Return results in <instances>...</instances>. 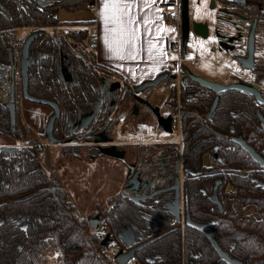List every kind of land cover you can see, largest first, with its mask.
Masks as SVG:
<instances>
[{"label": "trees", "instance_id": "16d2710c", "mask_svg": "<svg viewBox=\"0 0 264 264\" xmlns=\"http://www.w3.org/2000/svg\"><path fill=\"white\" fill-rule=\"evenodd\" d=\"M45 2L46 6L40 4ZM93 0H0V28L23 26L95 25V20L64 21L59 13L86 9ZM89 29L79 30L84 56L75 59L79 67L77 84H98L103 72H112L96 62L94 51L86 47ZM30 46L33 57L29 69L28 92L55 102L56 70L63 51L79 45L69 37L59 38L38 31ZM81 51V52H82ZM0 59L6 50L0 40ZM258 66L257 82L264 83V65ZM260 67V68H259ZM184 73L185 69L182 70ZM170 73H176L171 71ZM180 99L185 168L189 177L183 187L185 211L191 219L206 223L207 231L232 258L245 264H264V168L231 138V126L264 156V108L246 92L229 90L220 94L214 117H206L214 94L188 81ZM26 101V100H25ZM172 102L176 105V99ZM15 121L8 105L0 101V135L25 141L13 153L0 147V264H52L49 256L58 251V264H119L110 250L123 248L118 233L133 227L139 249L132 262L138 264H228L212 246L205 233L181 224L164 205H138L124 200L102 208L101 226L94 230L85 216H78L53 166L46 165L40 139H35L21 123L19 104ZM177 108V105H176ZM70 111V107L66 106ZM178 110V108H177ZM53 115V109L52 113ZM50 115V116H51ZM48 121V120H47ZM41 137H45V131ZM219 146L220 162L214 151ZM214 163H208L205 157ZM220 182L221 211L209 198ZM150 203V202H149ZM26 226V228H24ZM108 231L109 248L101 246ZM155 258L151 263L148 259Z\"/></svg>", "mask_w": 264, "mask_h": 264}, {"label": "flooded vegetation", "instance_id": "af4514ba", "mask_svg": "<svg viewBox=\"0 0 264 264\" xmlns=\"http://www.w3.org/2000/svg\"><path fill=\"white\" fill-rule=\"evenodd\" d=\"M178 1L181 4V0ZM210 2L213 6L217 3L226 5V9L220 11L219 13L220 16L219 25L217 27V36L220 43V49H222L221 42L229 44V49L227 51L228 54H238V58L248 56L250 45L249 38L253 29L252 27L255 25V51L253 54L254 64L252 68L242 67L253 71L255 77L254 79H247L245 76L241 77L235 75L234 73H232V75L238 77V79L233 82H246L253 85L261 91V94L264 97V83L257 82L258 75L256 72L258 66L262 68V65H264V56L262 55L256 57L257 50L263 52L261 50V46L264 45V38H259V36H264V0H210ZM68 26L70 27L67 30V33L63 34L59 38L69 37L74 39L76 43H78L79 47H71V44L68 43V49L63 51V54L65 55L60 57V66H58L56 70L57 79L55 86V102L60 107V114L59 117L56 118L54 125V136L58 139V143H56V145L58 147V157L62 170L61 176L64 180L63 186L64 190L68 194V199L75 204L73 196L75 199L80 200L87 199L89 197L88 195L92 194L90 193L92 190L89 186L85 187V189L80 187L81 190H83V196H80L77 192H75V196V194L70 192L71 188L68 190L70 187L68 186V183L69 185L72 184L73 181L76 183V175L73 169L74 167L77 166L79 170H82V167L86 165L92 166L96 162L102 163L104 161H113L114 163L116 162L123 166L124 179L121 186L118 185L119 189H117L113 194L105 197V200L108 203H114L116 200H124L138 205H151L152 203L160 204L161 202V204L164 205L168 211L166 204L173 202L176 196L179 195V205L182 219L180 223H186V205L183 187L185 185V181L190 176V173L189 170H186L184 161V142L179 109L181 106L180 100H176L177 110L176 105L172 102L173 98H171L168 103L173 112L168 115H162L159 107H157L161 116L164 118H173L171 132L160 129L159 119L157 118L158 129L162 132L171 134L177 119L176 117L179 116L181 132V138L179 141H141L139 140L136 132H132L128 136L118 128V125L125 122L133 115L138 114L140 106L148 103L144 94L150 95L154 90V87H148L142 92L137 93L138 87L145 81H142V83H134L128 79L126 80L125 78L118 76V74L114 72H103L100 76L101 81L99 80L98 84H77L79 67L77 66L75 59L79 57V53L81 58L84 54L79 35L76 33L79 30L87 29V25L70 24ZM225 26H234L236 33H230V31L224 29ZM182 70L183 64L180 65L179 71L176 73H170L171 71L168 72L170 77L177 74L176 79L179 78L180 80L181 92H183V86L185 83L193 81L188 78L185 82H183V78L186 73ZM178 73L181 74V77ZM174 80L167 79L164 81V84L171 86ZM198 86L202 85L198 84ZM209 91L212 92L215 97L217 96L216 92L211 90ZM252 97L256 100L254 96ZM256 102L264 108L263 104L257 100ZM148 104L146 105L148 106ZM66 106L70 107V111L66 110ZM210 109L207 111L206 117ZM150 110L152 112L151 108ZM215 111L213 115L215 114ZM54 113L55 111H53V114ZM259 113L260 111L258 112V115ZM89 114H93V117L90 122L87 123L88 121L86 118L84 120L83 117ZM152 114L154 115L153 112ZM260 114L263 115L262 113ZM154 117L156 118L155 115ZM231 130L232 142L236 145V147L241 148V145H239L236 141L241 135L236 134L234 125L231 126ZM46 139L47 136L45 135L44 140L46 141ZM96 139H101V141L97 142ZM243 140L247 142L246 139L243 138ZM247 144L249 143L247 142ZM47 145L51 146L49 141ZM44 146L45 144L43 143L40 148L43 150ZM109 151H112L113 154L109 155ZM216 151L218 152V155H216ZM214 154L217 160L220 162L223 161L219 156V146L215 149ZM205 160L209 164H216L208 156L205 157ZM74 176L75 179H73ZM220 182H222L221 179L214 186L215 190L210 195V199L217 191V195L220 200ZM76 187H78L77 183ZM96 215L101 216L98 212L95 213L94 216ZM107 233L109 232L106 231L105 234ZM112 238L113 237L111 236V242ZM140 244L141 243H139V239L137 238V243L135 245ZM119 249L129 251L130 248H127L124 244V247Z\"/></svg>", "mask_w": 264, "mask_h": 264}, {"label": "rangeland", "instance_id": "374dc122", "mask_svg": "<svg viewBox=\"0 0 264 264\" xmlns=\"http://www.w3.org/2000/svg\"><path fill=\"white\" fill-rule=\"evenodd\" d=\"M189 1V15L191 22L207 24L209 33L207 36H202L199 34L196 35L193 30L190 31L186 44L184 45L182 43V56L183 58L190 59L185 61L183 64V69H185V71L188 69L191 73H194L198 76L201 75L207 80L213 82L216 81L223 85H228L229 83H232L234 80L238 79V77L235 75L241 77L245 76L247 79H254L255 75L253 71L247 68H242L241 63L238 60V54H228L227 51L220 50V43L217 36V27L219 25V13L220 11L226 9V5L217 3L215 6H213L210 0ZM87 12L88 11L83 12V10H81V15L79 17L82 16V19H84L87 16ZM63 17L65 18V16ZM170 26L171 22H166L168 42L174 38V34L170 31ZM87 29L90 30V37L86 41V47L90 51H94L93 39L95 38L96 33L92 26L88 27ZM224 29L230 31L232 34L236 33L234 26H225ZM24 33L25 31L21 30L17 32V35L21 38L24 37ZM259 38L262 39L264 36H259ZM261 50L264 52V45L261 46ZM263 52L257 50L256 57L262 55L264 56ZM170 58L176 60L175 53H171L169 59ZM193 60H196L198 63L196 64ZM232 73L235 75L233 76ZM153 89L154 90L150 95L144 94V96L147 98L146 101H148V103L151 104L153 108L159 107L162 115L171 114L173 110L170 109L168 102L171 100V98H175L177 101H179L181 97L179 78L174 80L171 86L162 82ZM27 102H30L35 106H39L40 108L46 107L50 110L52 109V107L42 103L38 104L29 100H27ZM41 112L42 110L36 109L33 111V114L40 115ZM23 115L24 121L28 122L29 118L25 108ZM176 118L177 119L172 133L168 134L162 132L158 129V120L154 117L150 108L146 104H142L138 114L128 118V120L118 125V128L128 136L132 132H136V134H138L139 140L141 141H179L181 138L180 118L179 116ZM40 141L45 144L42 151L46 157V165L49 167H54L60 180H62V183L64 184V180L61 176L62 170L58 157L57 145L48 146V139L45 141L43 137H40ZM73 169L76 175V183L78 187H76V183L73 181V183L70 185L68 183V186H70L68 190L71 188L70 192L73 194L77 192V194L80 196L84 195L81 188L85 189V187L89 186L92 190L90 192L92 194L88 195L89 197L87 199L77 200L73 196L76 212H80V217L85 216L88 218L89 215L94 216L95 213L101 211L102 208L109 207L110 204L105 200V197L107 195L113 194L117 189H119V186H121L124 179L123 166L116 162L114 163L113 161H104L102 163L96 162L92 166L86 165L82 167V170H79L77 166ZM73 179H75V176ZM105 235L106 234H104L103 237ZM115 250L116 249H114V251ZM112 252L113 249L110 250V254ZM60 254L61 253L58 251H52L48 259L49 262L52 261V264H58Z\"/></svg>", "mask_w": 264, "mask_h": 264}, {"label": "crops", "instance_id": "0c3cea01", "mask_svg": "<svg viewBox=\"0 0 264 264\" xmlns=\"http://www.w3.org/2000/svg\"><path fill=\"white\" fill-rule=\"evenodd\" d=\"M175 1L178 0H95L94 14L84 9L83 12H88L82 19L80 12L61 11L59 18L64 21L94 19L96 62L126 80L142 83L163 72L179 71L177 54L170 50L164 16L165 6ZM171 53H175L176 60L169 59ZM28 103L23 100L19 105L21 123L35 139H40L52 109ZM24 108L28 122L24 121ZM36 109L42 110L40 115L33 114ZM23 143L26 140L19 142L0 135V147H19Z\"/></svg>", "mask_w": 264, "mask_h": 264}, {"label": "water", "instance_id": "95a60500", "mask_svg": "<svg viewBox=\"0 0 264 264\" xmlns=\"http://www.w3.org/2000/svg\"><path fill=\"white\" fill-rule=\"evenodd\" d=\"M189 0H181V16H182V25H181V30H182V43L185 45L188 39V36L190 34V31L193 30L195 32L196 35H202V36H207L209 33V29L207 24L205 23H196V22H191L190 20V15H189ZM40 4L43 6H46L45 2L40 1ZM252 31L250 34V38H249V52H248V56L247 57H239V61L242 63V67H249L252 68L253 64H254V51H255V42H254V32H255V25H253L252 27ZM38 37V33H33L31 34L25 41L24 43V47H23V57H22V79H23V94H24V99L25 100H29L31 102H35V103H42L45 105H48L50 107H52L53 111H55V113L53 115H51V117L48 119V123L45 129V135L47 136V139L49 141V143L51 145H56V143H58V139L54 136V125H55V120L57 117H59L60 114V107L58 106V104L52 100L49 99H45V98H37L35 96H32L29 92H28V83H29V69L32 66L33 63V57L30 54V46L32 44V42L34 41V39ZM221 46L222 49L220 50H225L228 51L229 49V44L228 43H224L221 42ZM186 75L183 78V82H185L188 78L192 79L193 81L197 82L199 85H202L205 88H208L209 90L216 92L217 96L215 97L214 100V104L212 106V108L210 109L207 117L212 118L213 113L215 111V109L217 108L219 102V95L225 92H228L229 90H238L241 92H247L250 95L254 96L256 98V100L258 102H260L261 104L264 105V97L261 94V91L259 89H257L255 86L250 85L246 82H232L229 83L228 85H223L220 84L219 82L216 81H210L207 80L206 78L202 77V76H198L194 73H191L188 69L186 70ZM177 74H174L170 77V74L168 72H163L161 74H159L155 79L153 80H147L145 82H143L137 89V93L142 92L144 89L148 88V87H156L157 85H159L160 83L166 81L167 79H176ZM12 101L11 103L8 104V108L11 110V115H12V121H15V117H16V103H15V99H16V95L14 94V91L12 93ZM148 104V103H145ZM148 106L152 109V112L154 113V115L156 116V118L159 119V123L160 129H164L168 132H171V124L173 121V118H164L163 116H161L159 109L158 108H152V106L150 104H148ZM259 115L261 116V122L262 125L264 127V116L261 115L259 113ZM93 114H89L86 115L84 118H86V120L88 121L87 123L90 122V120L92 119ZM86 123V124H87ZM233 130V129H232ZM234 131V130H233ZM97 142H100L101 139H96ZM237 143L239 145H241V148L247 152L250 157L252 159H254V161H256L260 167L264 168V156L261 155V153H258L256 151L255 148H253L251 145L247 144V142H245V140H243L242 136H240L237 140ZM3 151L6 153H13L14 150L17 149L16 146H4L2 147ZM114 150V149H113ZM110 153H108L109 155H112V151H109ZM216 155H218V152L216 151ZM212 201L214 204H216L221 211L224 210V206L223 204L220 202L218 195H217V191L214 193V195L211 197ZM167 205V209L168 212L174 217L175 220L181 222V209H180V205H179V195L176 196L175 200L173 202H169L166 204ZM185 219H186V225H188L189 227H192L194 229H197L199 231H201L202 233H205L206 236L209 238L212 246L215 248V250L217 251V253L219 254V257L224 261L227 262L228 264H245L243 261L237 259V258H232L230 253L228 251H225L221 246H219L218 242L216 241V239L213 236V233L210 231H207L205 228L208 226V224H203V223H199L196 222L195 220L191 219V217L189 216V214L185 215ZM87 220L90 222L91 227L94 230H98L102 224L101 222V218L100 216L96 215H89ZM2 224V221L0 222V226ZM26 228V226L24 227ZM118 236L120 237V239L122 240V242L127 246V248H130L129 251H125L123 249H118V254L116 255V261L119 264H130L131 261L133 260L136 252L141 249L144 245H146L147 243L144 244H140V245H135L137 243V237L135 235L134 229L133 227H127L123 230H121L118 233ZM105 238L103 239L101 246L105 247V248H109L110 246V242H111V236L110 233H107L105 236ZM135 245V246H134ZM151 263H155L156 259L155 258H150L148 259ZM133 264H138V263H133ZM191 264H194L191 261Z\"/></svg>", "mask_w": 264, "mask_h": 264}, {"label": "built area", "instance_id": "2783aa9c", "mask_svg": "<svg viewBox=\"0 0 264 264\" xmlns=\"http://www.w3.org/2000/svg\"><path fill=\"white\" fill-rule=\"evenodd\" d=\"M89 3L86 7L91 13L96 11V4ZM164 16L166 22H171L170 31L174 34V38L169 42L170 50L177 54L178 62L184 64L185 61L190 60L183 58L182 56V16H181V4L179 1L170 2L164 8ZM70 26L64 25H52V26H23L19 28H12L4 30L0 28V40L6 50V61L0 59V101L9 104L12 101V93L16 95V105L25 100L23 94V79H22V57L23 47L26 39L33 33L44 30L48 35H54L61 37L67 33ZM89 26H87L88 28ZM24 30V37L17 35L18 31ZM196 64V60H193ZM179 74V73H178ZM181 77V74H179ZM43 142L40 145L42 146ZM80 216V212H76ZM118 251H114L110 254L112 261H116V255Z\"/></svg>", "mask_w": 264, "mask_h": 264}]
</instances>
